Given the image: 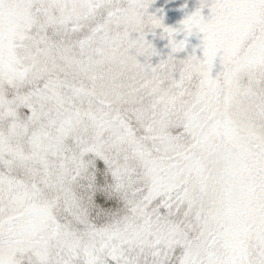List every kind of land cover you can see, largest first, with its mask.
Here are the masks:
<instances>
[{
	"label": "snow or ice",
	"instance_id": "6c2138e0",
	"mask_svg": "<svg viewBox=\"0 0 264 264\" xmlns=\"http://www.w3.org/2000/svg\"><path fill=\"white\" fill-rule=\"evenodd\" d=\"M153 3L0 0V264H264V0Z\"/></svg>",
	"mask_w": 264,
	"mask_h": 264
},
{
	"label": "rangeland",
	"instance_id": "374dc122",
	"mask_svg": "<svg viewBox=\"0 0 264 264\" xmlns=\"http://www.w3.org/2000/svg\"><path fill=\"white\" fill-rule=\"evenodd\" d=\"M199 0H154V3L150 6L149 11L154 12L157 16L163 15V22L170 27H176L179 22L190 14L198 6ZM149 39L152 40L154 46L161 53V57L166 56L168 48L165 46L167 41L160 38L159 30H156V34L149 35ZM193 43H198L195 37L190 38ZM183 56L184 54H180ZM160 57H154L153 62H156ZM214 153H209L206 157L208 164V171L211 172V165L217 161L213 160Z\"/></svg>",
	"mask_w": 264,
	"mask_h": 264
},
{
	"label": "clouds",
	"instance_id": "9594fccd",
	"mask_svg": "<svg viewBox=\"0 0 264 264\" xmlns=\"http://www.w3.org/2000/svg\"><path fill=\"white\" fill-rule=\"evenodd\" d=\"M213 160L217 161L211 165V172L212 174L218 173L222 168V162L220 160L219 154H214L212 157Z\"/></svg>",
	"mask_w": 264,
	"mask_h": 264
}]
</instances>
